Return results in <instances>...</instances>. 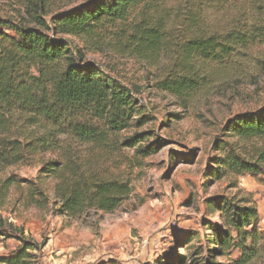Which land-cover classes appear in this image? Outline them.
I'll use <instances>...</instances> for the list:
<instances>
[{"label": "rangeland", "instance_id": "obj_1", "mask_svg": "<svg viewBox=\"0 0 264 264\" xmlns=\"http://www.w3.org/2000/svg\"><path fill=\"white\" fill-rule=\"evenodd\" d=\"M88 1L42 0L44 18L50 21ZM154 1L165 12L170 42L154 61L120 51L116 45L93 51L79 37H62L70 40L72 48H81L87 61L134 88L147 108L151 119L117 134L119 143L142 133L150 136L144 145L157 146L158 151L141 157L135 147L119 145L115 155L104 156L108 168L131 179L133 192L112 212L91 211L76 218L56 211V179L40 172L62 152L38 151L20 163L0 164V264H9L3 258L16 255L25 241L32 246L25 251V262L18 264H171L178 254L204 259L209 223L222 221L209 202L215 196L253 201L264 228V169L257 175H236L219 163L222 147L230 142L243 150L263 143L237 140L228 135L225 125L238 114L264 106V41L241 53L231 68H211L216 75L199 70L198 83L187 96L161 89L182 54L174 42L197 33L189 29L195 18L210 31L225 33L239 18L245 17L249 24L264 22V5L252 8L244 0ZM27 4V0H0V19L20 21L28 16ZM140 10L130 19L139 21ZM0 32L15 35L6 27ZM72 147L81 155L94 151L91 145L77 142ZM35 189L45 197L33 199ZM238 257L235 252L217 261ZM258 264H264V259Z\"/></svg>", "mask_w": 264, "mask_h": 264}, {"label": "trees", "instance_id": "obj_2", "mask_svg": "<svg viewBox=\"0 0 264 264\" xmlns=\"http://www.w3.org/2000/svg\"><path fill=\"white\" fill-rule=\"evenodd\" d=\"M27 2V17L18 22L0 19V29L15 32L14 36L0 32V164L20 163L38 151H60L61 158L40 170L56 179V211L75 218L91 211L112 212L130 197L133 185L131 179L108 168L103 157L115 155L119 145L135 147L141 157L156 153L157 146L144 145L150 136L136 134L121 143L117 138L120 132L142 126L151 118L134 88L87 61L83 50L72 48L62 35L81 38L93 51L116 45L120 51L154 61L170 45L165 12L158 10L154 0H90L47 21L42 0ZM244 2L252 8L264 5V0ZM139 7V21L130 19ZM242 13L246 14V8ZM244 19L218 33L195 18L189 29L197 33L174 42L182 54L170 67L161 89L187 96L198 83L199 70L216 75L211 68H231L241 53L264 41V22L249 24ZM225 130L237 140L263 143L248 150L233 142L224 145L220 168L236 175L263 171L264 106L228 120ZM68 142L91 145L94 151L81 155ZM31 195L36 201L45 197L38 189ZM209 202L222 221L209 223L207 258L178 254L171 264H258L264 259V228L259 225L256 204L229 196H215ZM31 246L25 241L16 255L3 261L24 263L25 251ZM235 252L239 253L237 259L217 261Z\"/></svg>", "mask_w": 264, "mask_h": 264}]
</instances>
